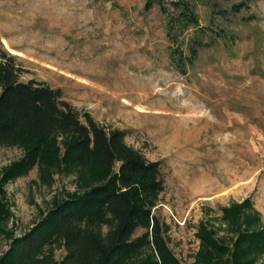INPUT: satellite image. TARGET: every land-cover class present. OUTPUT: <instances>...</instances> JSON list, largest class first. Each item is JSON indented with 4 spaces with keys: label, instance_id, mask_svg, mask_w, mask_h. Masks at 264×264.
I'll list each match as a JSON object with an SVG mask.
<instances>
[{
    "label": "rangeland",
    "instance_id": "1",
    "mask_svg": "<svg viewBox=\"0 0 264 264\" xmlns=\"http://www.w3.org/2000/svg\"><path fill=\"white\" fill-rule=\"evenodd\" d=\"M146 2L0 0V49L17 57L23 80L61 88L77 109L122 129L129 145L160 162L165 190L153 214L173 253L193 264L201 220L231 241L223 206L249 198L264 224V0L198 4L189 33L204 27L208 44L186 74L172 62L166 15ZM24 154L0 144V178ZM79 176L64 164L46 177L35 164L3 183L10 216L0 219V257L56 199L81 191ZM64 254L56 248L57 259Z\"/></svg>",
    "mask_w": 264,
    "mask_h": 264
},
{
    "label": "trees",
    "instance_id": "2",
    "mask_svg": "<svg viewBox=\"0 0 264 264\" xmlns=\"http://www.w3.org/2000/svg\"><path fill=\"white\" fill-rule=\"evenodd\" d=\"M198 4L211 7L212 2L147 0L145 5L146 10L157 5L166 15L167 36L176 45L171 59L182 74L208 44L204 27L189 33L199 25ZM22 75L17 57L0 49V144L25 149L0 178V219L10 216L3 183L35 164L46 177L53 167L78 168L81 191L56 199L32 229L13 237L0 264H184L153 214L165 190L160 162L129 145L122 129L77 109L61 88ZM221 211L231 241L218 236L211 220H201L193 264H264V224L251 199ZM104 223L111 226L107 233ZM139 229L143 232L136 235ZM57 247L65 249L61 259Z\"/></svg>",
    "mask_w": 264,
    "mask_h": 264
},
{
    "label": "bare ground",
    "instance_id": "3",
    "mask_svg": "<svg viewBox=\"0 0 264 264\" xmlns=\"http://www.w3.org/2000/svg\"><path fill=\"white\" fill-rule=\"evenodd\" d=\"M4 42H5V44L6 45H8V43H7V41L4 39L3 40ZM9 49L11 50V51H13V52H15V53H20V52H18L17 50H14L13 48H11V47H9ZM167 90H169V89H167ZM126 103H127V101L128 100H124ZM139 111H141V112H147V110H145V109H143V108H139ZM157 111V110H156ZM163 111V110H162ZM167 113V112H166ZM173 116V115H172Z\"/></svg>",
    "mask_w": 264,
    "mask_h": 264
},
{
    "label": "built area",
    "instance_id": "4",
    "mask_svg": "<svg viewBox=\"0 0 264 264\" xmlns=\"http://www.w3.org/2000/svg\"><path fill=\"white\" fill-rule=\"evenodd\" d=\"M259 157H260V160L262 162V165L264 167V148H262L259 152Z\"/></svg>",
    "mask_w": 264,
    "mask_h": 264
}]
</instances>
